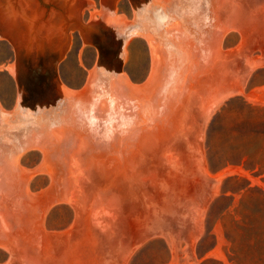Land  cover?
<instances>
[{
	"label": "bare ground",
	"instance_id": "obj_1",
	"mask_svg": "<svg viewBox=\"0 0 264 264\" xmlns=\"http://www.w3.org/2000/svg\"><path fill=\"white\" fill-rule=\"evenodd\" d=\"M101 1L103 6H113V12L91 11L88 23L97 29L133 30L142 35L151 52L149 74L143 83H135L127 73L103 74L96 66L80 89L57 82L53 97L61 105L54 118L47 112L55 102L48 110H42L39 103L40 110H30V117L7 116L9 111L0 104L6 122L1 125L0 144V245L13 253L36 255L54 247L68 262L73 249L74 262L80 261L84 238L70 242V234L110 230V222L104 219L105 212L114 208V200L131 182L139 179L140 185L145 184L140 170L172 161L186 127L201 139L210 108L224 95L243 92L255 62H240L235 68L230 60L240 47L255 43L244 35L237 47H222L229 28L247 22L245 16L238 17L245 9L242 0H211L207 8L193 1L189 10L179 0H149V5L162 10V22L155 27H133V20L115 14L117 0ZM88 3L0 0V36L32 58L53 45L65 50L76 21L86 23L81 14ZM263 17L262 9L251 15L261 31ZM68 18L73 23L66 34ZM80 36L84 43L93 42L88 33ZM9 70L20 78L16 62ZM203 97L202 108L191 113V103ZM188 111L191 118H187ZM38 152L43 158L39 165L29 168L22 164L25 154ZM36 172L49 174L51 181L47 188L33 192L31 181ZM100 181L109 189V196L98 188ZM62 202L73 207V223L65 230L51 231L46 213L53 203ZM90 214L93 224L88 221Z\"/></svg>",
	"mask_w": 264,
	"mask_h": 264
},
{
	"label": "rangeland",
	"instance_id": "obj_2",
	"mask_svg": "<svg viewBox=\"0 0 264 264\" xmlns=\"http://www.w3.org/2000/svg\"><path fill=\"white\" fill-rule=\"evenodd\" d=\"M179 1L188 10L193 1L203 8L211 4V0ZM88 2L81 14L84 21L96 9L97 14L99 10L113 12V6H103L101 0ZM242 2L245 9L238 17L245 16L247 22L229 28L222 47H237L243 35L255 42L240 47L230 58L235 68L255 61L245 78L244 93L233 92L219 98L207 114L201 139L197 140L189 127L182 130L172 161L140 170L145 184L140 185L139 179L131 182L114 200V208L105 212L104 220L110 222V230L70 234V242L84 238L80 261L74 262L73 249L68 253L71 260L64 262L58 248L49 247L43 253L31 255L13 253L0 245V264H264V167L230 162L238 160L243 142L245 106L264 105V31L251 18L258 10H264V0ZM148 3L149 0H117L115 14L133 20V27H155L162 22V10ZM253 26L256 29H251ZM102 32L97 33L94 44H89L73 31L59 59L55 58L56 47L40 52L36 58L26 55L20 63V78L9 70L15 62L13 47L0 36V104L9 111L6 115L30 117V110H40L39 103L42 110H48L55 102L53 112H47L54 118L61 105L53 97L56 83L80 89L96 66L103 74L127 73L135 83H143L151 68L146 39L133 30ZM203 104L204 97L200 102H192L191 113ZM188 113L187 118H191ZM5 123L0 113V128ZM233 129L238 135L236 148L231 141ZM21 161L35 168L43 161L42 153L25 154ZM32 179L33 192L47 188L51 181L45 172H36ZM103 183L100 181L98 188L109 196ZM90 216L88 221L93 224ZM73 220L74 209L66 202L53 203L45 218L51 231L67 229Z\"/></svg>",
	"mask_w": 264,
	"mask_h": 264
},
{
	"label": "trees",
	"instance_id": "obj_3",
	"mask_svg": "<svg viewBox=\"0 0 264 264\" xmlns=\"http://www.w3.org/2000/svg\"><path fill=\"white\" fill-rule=\"evenodd\" d=\"M232 136V147L236 148L238 135L234 129ZM242 140L238 160L230 162H238L245 167H264V105L245 106Z\"/></svg>",
	"mask_w": 264,
	"mask_h": 264
},
{
	"label": "water",
	"instance_id": "obj_4",
	"mask_svg": "<svg viewBox=\"0 0 264 264\" xmlns=\"http://www.w3.org/2000/svg\"><path fill=\"white\" fill-rule=\"evenodd\" d=\"M73 20L72 19H70V18H68V20H67V23H66V25H65V31H66V34L68 33V31L70 30V27H71V25H72V22ZM75 21V20H74ZM86 23H81L80 21L78 22V21H76V25H75V31H77L79 34L80 33H84V34H86L87 35V33H88V35H91L92 36V40H93V42H91L92 44H94V39H95V37H96V35H97V33L98 32H102L101 31V29L99 28V29H97V27L95 26H93V25H91V24H89L88 23V21H85ZM5 39V38H4ZM67 41V40H66ZM64 43H66V42H64ZM90 43V44H91ZM13 46V45H12ZM53 48L54 47H56V51H55V58L56 59H59L60 57H61V55H62V53H63V46H61V45H58V47H57V45H53L52 46ZM13 50H14V53H15V62H16V65L18 66L19 65V67H20V63H21V61L22 60H24L25 59V57H26V55H27V53H26V50H23V49H21V48H18V46H13ZM30 54V53H29ZM31 56V55H30ZM32 57V56H31Z\"/></svg>",
	"mask_w": 264,
	"mask_h": 264
}]
</instances>
